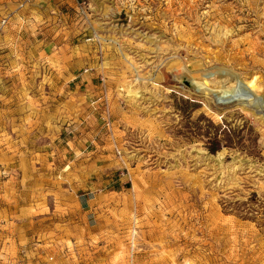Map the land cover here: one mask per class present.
Wrapping results in <instances>:
<instances>
[{
	"label": "rangeland",
	"instance_id": "rangeland-1",
	"mask_svg": "<svg viewBox=\"0 0 264 264\" xmlns=\"http://www.w3.org/2000/svg\"><path fill=\"white\" fill-rule=\"evenodd\" d=\"M44 1L0 0V264H264V0Z\"/></svg>",
	"mask_w": 264,
	"mask_h": 264
},
{
	"label": "bare ground",
	"instance_id": "bare-ground-1",
	"mask_svg": "<svg viewBox=\"0 0 264 264\" xmlns=\"http://www.w3.org/2000/svg\"><path fill=\"white\" fill-rule=\"evenodd\" d=\"M192 77L194 78V80L196 82V87L197 88H201L203 90H211L209 88L210 85L208 86L209 82L207 80H202V79H199L198 77L195 78L194 76H192ZM190 85L192 86L191 83H190ZM232 86L235 87V92L234 93H232L231 95L228 94L227 96H216V98L219 101H223V102H233V101L240 102V101H244L245 98H249V96H253V93H251L250 91H248V89L250 90V88L252 89V87H246L242 83L238 82L237 80H236V82L234 84H232ZM225 88H226V86L223 88V90L226 92V89ZM211 91L212 92H215L214 90H211ZM254 92H255V94H257L260 97V93H258L257 91H254ZM218 93H220V92H218ZM241 94H244V95L242 96ZM240 96L244 97V99H240V98L238 99V97H240ZM259 100H260V98H259ZM255 104H257V103H255Z\"/></svg>",
	"mask_w": 264,
	"mask_h": 264
},
{
	"label": "crops",
	"instance_id": "crops-1",
	"mask_svg": "<svg viewBox=\"0 0 264 264\" xmlns=\"http://www.w3.org/2000/svg\"><path fill=\"white\" fill-rule=\"evenodd\" d=\"M44 2H46L45 6L48 7L46 9H55L56 8V10H57L58 6H55V5L52 6V4H56V3L58 5L66 4V3H70L71 0H45ZM58 12H60V11H58Z\"/></svg>",
	"mask_w": 264,
	"mask_h": 264
},
{
	"label": "built area",
	"instance_id": "built-area-1",
	"mask_svg": "<svg viewBox=\"0 0 264 264\" xmlns=\"http://www.w3.org/2000/svg\"><path fill=\"white\" fill-rule=\"evenodd\" d=\"M74 1H76L77 5L79 4L77 0H74ZM80 10H81V8H80ZM5 25H6V21H5V20L0 21V30H1L3 27H5Z\"/></svg>",
	"mask_w": 264,
	"mask_h": 264
}]
</instances>
